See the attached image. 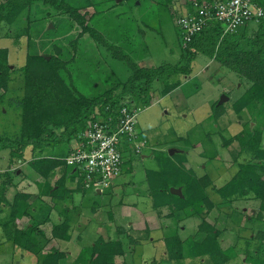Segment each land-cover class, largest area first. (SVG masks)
Masks as SVG:
<instances>
[{
  "label": "trees",
  "instance_id": "obj_1",
  "mask_svg": "<svg viewBox=\"0 0 264 264\" xmlns=\"http://www.w3.org/2000/svg\"><path fill=\"white\" fill-rule=\"evenodd\" d=\"M257 1L264 7V0ZM110 2L113 0L0 2V27L4 28H10L23 14L27 13L29 18L35 9L38 10L37 13L43 15L45 13L53 15L55 12L69 14L82 28L81 36L84 32L89 33L99 46H105L107 53L109 52L106 58H113L125 64L130 72L125 79L113 76L110 80L111 77L108 76L106 79L111 82L110 87L100 88L95 95L89 96L73 83L79 61L74 65L75 58L67 59L61 47H57V54H50V59L47 58L49 55L29 53L24 66L15 70H12L9 63V49L0 48V98L9 91L13 72L19 71L24 81V94L20 100L22 107L20 133L0 136V150L10 151V168L0 173V215L7 213L6 216L10 217V220L7 218L8 221L0 223L5 238L0 244L13 249L18 247L33 254L36 264H113L116 258L126 255V246L122 238L106 239L103 236H99L94 244L84 247L72 262H69L68 252L61 249L60 241L73 239L75 228V219L71 215L73 195L75 192L91 189L87 188L85 183H79L83 179L81 171L70 167L66 157L73 151L71 149L74 147L73 141H76L77 146L85 142L80 137L95 121L100 120L114 126L122 107L142 109L143 106L152 105L153 85L156 81L163 84L161 89L163 96L179 88L183 84L182 77H189L192 74V64L198 54L208 55L220 65L219 69L224 74L233 72L240 77L242 84H246L243 94L233 102L232 107L239 117L246 112L252 120L245 126L247 128L243 132L225 140L226 144L239 142L240 148L235 152L237 160H242L246 154L249 157L246 161L240 162L231 180L217 192L226 202L239 200L238 194L245 199H259L260 217L264 211V20L258 23L257 30L251 34L248 32V24L237 33L224 37L221 24L210 25L195 35L187 47L183 46L181 37L182 52L177 63L147 67L137 63L136 56L132 55L135 50L127 53L124 46L127 48L129 46L123 45L124 39L120 36L114 41L108 39L100 29L89 25L86 15L81 13V8L93 5L97 9L96 14L99 15L105 12L106 5L111 6ZM189 9L193 11L192 2ZM52 32L53 30L48 29L42 34L48 37ZM119 39L123 42L119 43ZM131 47L130 44L129 49ZM100 85L97 82L94 86ZM218 103L219 101H216L212 105L209 120L213 125L218 124L227 111L225 103L222 105ZM255 121H260L261 127H253L252 123ZM30 147L32 158L29 160L26 152ZM132 147L128 142L122 145L121 150L125 159L132 153L134 149ZM171 159L167 157V164L156 170L147 171L156 208L168 206L173 209V213L184 211L188 215L200 216L202 222L197 238L186 240L191 241L190 252L196 256L212 258L215 264L230 262L233 257L227 254L221 245L222 231L216 223L208 221L217 206L208 194L207 189L213 184L209 175H197L186 160H179L176 163ZM25 162L39 174L37 193L23 188L26 181L23 172L19 173L21 170L19 167L11 169L13 165ZM126 162L128 161L126 160L125 164ZM172 167L177 170V174L171 170ZM67 178L75 182L74 189H67ZM172 187L180 188L182 195L172 193ZM12 189L14 193L11 196L9 192ZM95 193L98 194V191L95 190ZM36 201H46L47 204L49 201L51 204L50 209L44 213L43 220L31 213L32 204ZM53 211L63 215L56 223L53 222ZM25 218H30V221L20 227L19 222ZM118 234L128 233L126 229L120 227ZM125 236L131 246L141 242L132 235ZM257 237L258 235L255 238ZM166 242L168 252L174 259L183 258L188 250L185 241L177 235L166 238ZM253 252L256 255L258 251Z\"/></svg>",
  "mask_w": 264,
  "mask_h": 264
},
{
  "label": "rangeland",
  "instance_id": "obj_2",
  "mask_svg": "<svg viewBox=\"0 0 264 264\" xmlns=\"http://www.w3.org/2000/svg\"><path fill=\"white\" fill-rule=\"evenodd\" d=\"M181 1L184 0L169 2L113 0L109 3L111 6L106 5L105 12L99 15L96 14L97 9L93 5L81 8V13L86 15L89 25L100 29L108 39L114 41L120 36L125 42L119 39V43L128 44L129 48L131 44V49L125 46L124 48L127 53L135 50L132 55L136 56L139 65L152 67L164 63H177L180 59L182 31L177 19L178 16L189 12L181 8L183 5ZM37 12L38 10L35 9L29 18L25 12L26 14L20 16L10 28L0 27V48L9 49V63L12 70L24 66L29 53L50 56L51 53L57 54V47H61L67 59L75 58L74 65L79 61L73 83L86 95L92 96L100 88L110 87L111 82L106 79L108 76L111 80L113 76L125 79L130 75L125 64L113 58H106L109 52L107 53L105 46H99L89 33L84 32L81 36L82 28L69 14L55 12L53 15L47 13L43 15ZM248 27V32L251 34L252 31L257 30L258 23L251 22ZM48 29L53 32L51 36L48 34L46 37L42 32L45 30L47 32ZM192 66V74L189 77H182L183 84L166 96L161 94L162 82L154 83V102L152 105L143 106L137 117L138 142L144 146L140 154L134 152V149L128 154L127 166L125 165L122 174L113 185L100 191L101 194H96L93 188L76 193L74 203L78 204L77 208L82 207V223L88 225L76 226L73 235L76 233L79 237L84 235V240L87 242L96 241L99 236L106 239L110 236L112 239L122 238L126 246V255L116 258L113 264H215L212 258L196 256L190 252L191 249L189 250L192 247L190 240L197 238L199 225L202 222V218L197 214L188 215L184 211L178 212L175 220L162 219L164 225L162 229L158 226L157 228L154 226L148 232L146 228L142 229L139 236L143 241L132 247L125 234H118L120 227L131 230L132 222H140L143 213L149 212L151 215L152 212L157 211L154 201L151 200L147 171L156 170L161 165L167 164V157L172 158L176 163L179 160H186L197 175H209L213 184L207 189L208 194L217 206L208 221L216 223L222 231L220 237L222 248L233 257L226 264H264V211L260 217L258 207L259 211L256 209L254 217L252 215L246 217L244 210L250 204L247 205L240 194L237 202H226L217 192L234 176L240 162L246 161L249 157L246 154L242 160H237L236 166L231 167L234 162L232 151L236 152L240 146L239 142L225 143L226 139L240 134L247 128L245 126L252 122L246 112L239 117L232 107L233 102L243 94L246 84H242L240 77L233 72L224 74L219 69L220 65L208 55L198 54ZM11 78L13 80L9 91L0 98V136L19 134L22 126L20 100L24 94V81L19 71L13 72ZM97 82L101 84L100 87L94 86ZM224 94L230 97L225 103L227 111L220 122L213 125L209 120L212 105ZM259 122H253V127H261ZM73 143L74 147L77 146L76 141ZM218 151L221 153L219 158L229 163L228 166L231 168L225 169L223 160H215ZM31 152L30 147L26 152L29 160L32 158ZM9 153V150H0V173L10 168ZM201 153L204 155L202 156ZM18 167L21 169L19 173L23 172L26 181L23 188L31 190L29 187L31 185L33 187V184L28 183L33 179L31 176L35 170H32L27 162L13 165L11 169ZM171 170L177 174V170L175 171L173 167ZM79 183H84V180H80ZM74 185L75 182L67 183V186ZM173 188L175 187L171 189ZM13 193L14 189L9 195L12 196ZM49 204V201L48 204L46 201H36L32 204L31 213L43 220L44 213L50 209L51 204ZM39 207H41L40 211H38ZM76 209L71 210L73 218H77L78 211H81ZM6 215L7 213L0 215L2 217L0 223L10 220ZM52 218L57 221V212L53 211ZM29 221L30 218H25L19 222V226ZM165 225L169 226L165 229L170 234L169 237L177 235L185 241L188 250L183 258L171 257L167 242L164 241V244L161 241ZM254 234L258 237L252 238ZM151 239H155L156 247H152ZM188 239L190 242L186 241ZM2 241H5V238L0 228V242ZM62 243V248L66 251L71 249L74 255L79 251L80 245L76 241ZM253 250L258 251L256 255ZM68 259L72 262L74 257ZM0 264H36V259L33 254L21 248L13 249L0 244Z\"/></svg>",
  "mask_w": 264,
  "mask_h": 264
},
{
  "label": "built area",
  "instance_id": "obj_3",
  "mask_svg": "<svg viewBox=\"0 0 264 264\" xmlns=\"http://www.w3.org/2000/svg\"><path fill=\"white\" fill-rule=\"evenodd\" d=\"M193 11L178 16L183 46L187 47L195 35L204 28L219 23L223 37L235 34L251 22L264 20V7L257 0H195ZM140 108L124 106L117 124L95 121L81 135L85 140L66 157L68 165L78 168L87 188L103 191L113 185L122 174L125 155L121 148L125 142L134 145L140 154L143 144L138 142L136 129Z\"/></svg>",
  "mask_w": 264,
  "mask_h": 264
},
{
  "label": "crops",
  "instance_id": "obj_4",
  "mask_svg": "<svg viewBox=\"0 0 264 264\" xmlns=\"http://www.w3.org/2000/svg\"><path fill=\"white\" fill-rule=\"evenodd\" d=\"M193 1H195V0H184V1H181V4H183V5H181V8L184 10V11H190V7H191V2H193ZM230 98V97H229ZM230 100V99H229ZM228 102V101H227ZM79 146H76V147H73V148H71L72 150H75L76 148H78ZM232 154L234 155V162H233V165L231 166V167H233V166H236L237 165V162L239 161H237V159H236V156H235V151L233 150L232 151ZM201 155L203 156L204 155V153H201ZM219 155H220V157H221V153L218 151V156L215 158V160L216 159H219V161H222L220 158H219ZM1 156V155H0ZM1 158V157H0ZM213 159V158H212ZM1 160V159H0ZM212 161V160H211ZM127 163V162H126ZM223 163L225 164V169H229V168H231L230 166H228V164L229 163H226L224 160H223ZM126 166H127V164H125ZM125 166V167H126ZM1 172H3V170H1ZM34 173H32V176L31 177H33V179L31 180V182H30V185L31 184H33V187H32V185H31V192L32 193H34L35 191H38V187H37V181L39 180V174L37 173V172H35V171H33ZM202 175H204V174H202ZM202 175H199V176H202ZM61 176V173H59V175H58V177H60ZM117 180V179H116ZM230 180H231V178H230ZM229 180V181H230ZM40 181V180H39ZM228 181V182H229ZM69 182H71V179L70 178H67V183H69ZM227 182V183H228ZM226 183V184H227ZM76 186L74 185V186H67V189H74ZM76 193H80V191H78V192H75L74 193V195H73V200H76ZM99 194H101V192H98ZM85 196V195H84ZM149 197H150V193H149ZM151 200H153V197L151 196ZM243 200L245 201V203L247 204V205H249L250 204V206H253V208H251L250 206L249 207H246V209L244 210V216H246V217H248V216H250V215H252L253 217L255 216V213L257 212V210L259 211V209L261 208V200H259V199H256V198H251V199H245V198H243ZM238 200H236L235 202H237ZM76 205H78V204H75L74 202H73V206L71 207V209L73 208V209H76L77 207H76ZM82 205L84 206V202L82 203ZM254 207H256V208H254ZM259 207V209H257ZM251 208V209H250ZM72 209V210H73ZM81 210V211H78V210ZM76 210L79 212V216L77 217V218H74L75 219V228H76V226H79V225H83L84 223H82V221H83V219H82V207H81V209H79V208H77ZM171 209V210H170ZM257 209V210H256ZM157 211H160V212H157V211H154V212H152L151 213V215L149 214V212H147V213H143V217H141V221L140 222H136V223H134V222H132V224H131V226H132V229L131 230H127L126 229V231H127V233L129 234V235H132V237L134 238V239H136V240H140V241H143L142 240V238L139 236L140 234V231H142V229H145L146 230V232H148V231H150L152 228H154V226L157 228V226L159 227V229H162V226H164V225H162V219H172V220H175L176 219V214H178V213H173V209L172 208H170V207H168V206H165V207H162V208H159V210L158 209H156ZM165 210H167V212L165 211ZM216 210V209H215ZM261 210V209H260ZM36 211H37V209H36ZM39 211V210H38ZM256 211V212H255ZM249 212H251V214H249ZM255 212V213H254ZM58 214V213H57ZM154 214H156V215H154ZM63 216V215H62ZM62 216L61 215H59L58 214V218H57V221L58 220H61L62 219ZM250 218V217H249ZM252 218V217H251ZM57 221H54L53 220V222L54 223H56ZM151 221V222H150ZM218 221V220H217ZM156 224V225H155ZM85 225V227H87V225L88 224H84ZM133 225H135V226H137L136 228H134V226ZM166 228H169V226H166L165 225V227H164V229H163V233H164V236H162L161 237V241L162 242H164V241H166V238H168L169 237V233H167L166 231H165V229ZM82 230H84V228L82 229ZM166 232V233H165ZM84 233V232H83ZM134 233H136V234H134ZM77 234V233H76ZM73 235V239L71 240V241H76V242H78V244L80 245L79 246V251L76 253V255H74L73 254V252H72V250L70 249V250H67V252H68V258H70V257H76L80 252H81V250L84 248V247H88V246H90V245H92V244H94V242L95 241H85L84 240V235H82V236H77V235ZM128 234H125V235H128ZM252 234V233H251ZM256 235L254 234V235H252L251 237L252 238H254ZM110 239H112V237L110 236L109 237ZM119 237H117V239H118ZM71 241H60V245H61V249L62 250H64L63 248H62V242H65V243H69V242H71ZM151 241H152V247H156V245H154V243H155V239H151ZM62 243V244H61ZM164 244H165V242H164ZM130 247H132V246H130ZM133 250V249H132ZM64 251H66V250H64ZM166 252V251H165ZM164 252V253H165Z\"/></svg>",
  "mask_w": 264,
  "mask_h": 264
},
{
  "label": "water",
  "instance_id": "obj_5",
  "mask_svg": "<svg viewBox=\"0 0 264 264\" xmlns=\"http://www.w3.org/2000/svg\"><path fill=\"white\" fill-rule=\"evenodd\" d=\"M48 59H50L51 57L50 56H47ZM224 97V98H223ZM229 96L227 94H224L221 99L219 100V105H222L224 103H226L227 101H229ZM100 192V191H98ZM171 192L174 193V194H177V195H182V190L180 188H173L171 189Z\"/></svg>",
  "mask_w": 264,
  "mask_h": 264
}]
</instances>
